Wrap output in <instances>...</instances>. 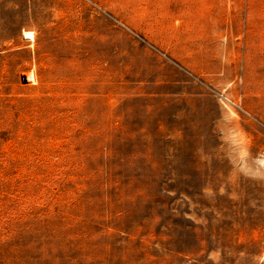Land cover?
<instances>
[{
    "label": "rangeland",
    "instance_id": "rangeland-1",
    "mask_svg": "<svg viewBox=\"0 0 264 264\" xmlns=\"http://www.w3.org/2000/svg\"><path fill=\"white\" fill-rule=\"evenodd\" d=\"M0 264H264V0H0Z\"/></svg>",
    "mask_w": 264,
    "mask_h": 264
},
{
    "label": "bare ground",
    "instance_id": "bare-ground-1",
    "mask_svg": "<svg viewBox=\"0 0 264 264\" xmlns=\"http://www.w3.org/2000/svg\"><path fill=\"white\" fill-rule=\"evenodd\" d=\"M24 37L27 38V39H32L34 38V32L31 31V30H25L24 31ZM27 81H33L34 83L36 82V79H35V76H34V73L30 72L28 75H27Z\"/></svg>",
    "mask_w": 264,
    "mask_h": 264
},
{
    "label": "built area",
    "instance_id": "built-area-1",
    "mask_svg": "<svg viewBox=\"0 0 264 264\" xmlns=\"http://www.w3.org/2000/svg\"><path fill=\"white\" fill-rule=\"evenodd\" d=\"M26 79H27V76H26ZM29 82V81H28Z\"/></svg>",
    "mask_w": 264,
    "mask_h": 264
}]
</instances>
